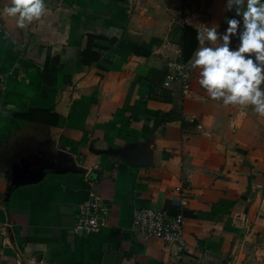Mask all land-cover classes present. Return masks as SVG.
Returning <instances> with one entry per match:
<instances>
[{"label": "crops", "instance_id": "0c3cea01", "mask_svg": "<svg viewBox=\"0 0 264 264\" xmlns=\"http://www.w3.org/2000/svg\"><path fill=\"white\" fill-rule=\"evenodd\" d=\"M225 2L45 0L25 28L0 16V264H264V117L211 99L196 69L165 85L182 26L222 32ZM88 35L100 58L84 64ZM179 187L181 262L131 230L134 209L176 213ZM91 194L107 226L77 236Z\"/></svg>", "mask_w": 264, "mask_h": 264}, {"label": "clouds", "instance_id": "9594fccd", "mask_svg": "<svg viewBox=\"0 0 264 264\" xmlns=\"http://www.w3.org/2000/svg\"><path fill=\"white\" fill-rule=\"evenodd\" d=\"M0 4L4 5L0 16L14 19L19 28L47 13L45 0H0ZM225 9L235 16L222 32L219 24L197 32L199 46L190 67L199 71L198 83L211 99L225 106H252L264 117V0H226ZM233 40L238 41L235 46Z\"/></svg>", "mask_w": 264, "mask_h": 264}, {"label": "built area", "instance_id": "2783aa9c", "mask_svg": "<svg viewBox=\"0 0 264 264\" xmlns=\"http://www.w3.org/2000/svg\"><path fill=\"white\" fill-rule=\"evenodd\" d=\"M0 35L5 36L6 30L0 23ZM175 75L168 77L169 82H177L186 89L194 76V70L189 63L180 61L175 66ZM6 82V75L0 71V89ZM180 198L172 203L176 213L169 214L166 210L154 208H138L132 212L131 230L133 234L143 239H159L166 246L174 249L175 258L181 262L186 251V243L183 238L185 218L182 211L188 205V197L182 187L176 189ZM110 209L105 200L95 194L79 205L73 224V233L77 236L100 233L109 219Z\"/></svg>", "mask_w": 264, "mask_h": 264}, {"label": "trees", "instance_id": "16d2710c", "mask_svg": "<svg viewBox=\"0 0 264 264\" xmlns=\"http://www.w3.org/2000/svg\"><path fill=\"white\" fill-rule=\"evenodd\" d=\"M197 30L183 25L181 28L180 35V49H181V59L183 62L189 63L190 58L192 57L196 47L198 45L196 35ZM96 39L95 36H87V46L82 55L81 61L84 64H91L92 62H97L100 58V55L91 51L92 43Z\"/></svg>", "mask_w": 264, "mask_h": 264}, {"label": "water", "instance_id": "95a60500", "mask_svg": "<svg viewBox=\"0 0 264 264\" xmlns=\"http://www.w3.org/2000/svg\"><path fill=\"white\" fill-rule=\"evenodd\" d=\"M42 177L41 173H37V174H33L29 177L24 178L23 180H21V183H36L40 180V178Z\"/></svg>", "mask_w": 264, "mask_h": 264}]
</instances>
